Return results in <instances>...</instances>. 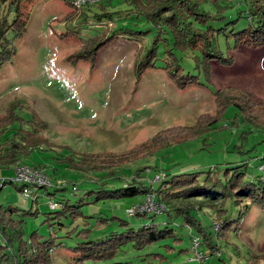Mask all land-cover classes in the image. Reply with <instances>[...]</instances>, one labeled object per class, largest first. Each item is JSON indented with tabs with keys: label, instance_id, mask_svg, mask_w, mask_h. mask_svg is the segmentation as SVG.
<instances>
[{
	"label": "rangeland",
	"instance_id": "374dc122",
	"mask_svg": "<svg viewBox=\"0 0 264 264\" xmlns=\"http://www.w3.org/2000/svg\"><path fill=\"white\" fill-rule=\"evenodd\" d=\"M28 1L26 31L16 40L13 33L9 34L15 54L0 66V119L15 110L26 122L34 120L40 130L34 138V153L13 168L0 171V180H13L30 171L34 180L38 178L35 172H42L45 185L51 184L41 190L43 186L37 181L30 182L31 187H25L33 191L30 199L19 192L21 184H8L0 191L1 206L41 212L39 217H27V237L36 230L49 237L44 213L57 208L51 201L65 198L72 204H86L91 201L86 195L88 191H97L102 184L122 187L139 170L142 172L137 180L155 187L158 177L164 174L212 170L221 176L228 164L246 165L243 171L248 181L263 174L260 168L264 165V47L236 48L234 24L227 26L240 11L246 10L245 1L240 4L234 0H191L204 13L225 15L226 20L212 26H227L220 50L230 59L221 63L212 60L205 82L203 71L194 65L195 54L176 52L183 72L197 76L202 84L184 90L176 86L165 70V51L172 47L171 35L162 24L147 22L126 1L113 0L111 4V0H102L79 9L74 7L73 0ZM145 5V11L162 9V16L169 12L166 2L148 0ZM104 12H115L113 21H98L96 15ZM247 24L243 19L235 31ZM124 27L147 33L119 36L103 46L94 58L81 56ZM157 39L160 41L156 68L149 69L138 80L135 67L144 61ZM77 54L80 58L76 59ZM235 105L243 115L232 108ZM19 128L15 124L5 132L0 145L13 139ZM166 130L174 132L170 143L152 153V141ZM113 171L122 180L113 179ZM204 179L205 176L201 182ZM56 187H67V191L57 198L43 194ZM35 197H40L38 203ZM146 200H104L86 205L83 218L67 230L54 233L62 237L67 231L76 232L71 238L58 239L61 245L53 253V264H96L77 261L73 249L87 237L96 240L122 231L120 220L134 227L146 224L148 220L144 218L130 217L134 206L145 212L164 211L154 200L143 207ZM189 204L196 209L191 211L195 219L211 235V245L199 237L196 229L176 219L170 225L176 239L141 251L128 245L113 260L101 264H264V205L251 204L250 200L239 206L231 200L211 204L203 199ZM248 205L250 209L238 226L234 224L225 230L223 219L228 215L232 222L237 221ZM167 217V213L160 214L157 221L166 223ZM64 222L68 224L67 220ZM82 230L89 232L81 234ZM194 241L199 242L197 255L192 247Z\"/></svg>",
	"mask_w": 264,
	"mask_h": 264
},
{
	"label": "trees",
	"instance_id": "16d2710c",
	"mask_svg": "<svg viewBox=\"0 0 264 264\" xmlns=\"http://www.w3.org/2000/svg\"><path fill=\"white\" fill-rule=\"evenodd\" d=\"M69 1L71 2V0ZM123 1L133 6L147 22L155 26L162 24L166 32L171 35L172 47L165 51V70L180 90L191 86H201L202 84L199 83L197 76L183 72L181 66L178 65L175 53L178 51L180 53L193 52L195 54L194 65L196 69L203 71L206 82L209 78L210 62L212 60L216 59L221 63L228 62L230 59H227L222 50H220V41L222 37H225L228 25L234 24V32L232 33L236 48L241 45L264 47V0H234V2L240 4H244L245 1L246 10L240 11L233 22L220 29L214 28L212 24L226 20L225 15L214 16L204 13L197 9L198 4L191 0H154L169 4L167 6L169 7V12L164 16L160 15L162 9L145 11V4L148 3V0ZM112 2L113 0H111V4ZM28 3V0H0V66L10 61L15 54V49L12 48V41L8 37L9 34L13 33V40H16L22 37L26 31L29 22ZM163 7L165 6L163 5ZM244 12H247L248 16H244ZM113 16H115V12H104L96 15V18L98 21L104 19L113 21ZM243 19L248 23L247 26L236 32L235 29L241 24ZM145 33L147 32L134 31L129 27L121 28L113 34L112 38L104 41L97 48L89 49V51L82 53L81 56L88 58L91 55V58H94L97 55L96 53L111 39L119 36ZM159 41L157 39L154 46L146 52L144 61L136 65L135 73L138 80H141L149 69L156 68ZM75 57L76 59L80 58V54ZM232 108H237L243 115L237 105ZM15 124H19L20 128L15 133L14 138L0 145V171L9 170L17 165L21 159L30 157L34 153L32 146L37 148L34 138H37V133H40V130L35 127V121L26 122L15 114V110L9 111L5 118L0 119V137ZM28 128H31V130H28ZM170 135H174V132L166 130L156 137L152 141V153L161 149L165 144L170 143ZM195 137H198V135H195ZM244 166L246 165L228 164L221 176H218L212 170L183 172L176 175L164 174L162 178L158 177L159 184L157 187L137 180L138 173L142 172L139 170L122 187L118 188L113 185L105 187L102 184L99 190L88 191L86 195L90 197L91 201L86 204H82V202L72 204L69 199L65 198H61L56 202L51 201L57 205V208L44 213V215H47L44 224L47 223L50 229L49 237L41 235L37 230L28 237L26 236L25 224L27 217H39L41 215L39 209L22 210L12 205H0V264H53V253L61 245H58V239L71 238L74 235L73 233L76 234V232L67 231L66 235L62 237L54 233L67 230L69 226L74 225L80 218H83V208L86 205H96L104 200L122 201L125 199H147L152 197L154 202L164 209V211H158V213H167L168 217L166 223H160L157 221V217L160 214L139 212L136 216L130 217L144 218L148 220L146 224L134 227L128 221L120 220V226L123 227L120 232H112L96 240H89L88 237L84 236L87 240H83L73 249L77 253V261L79 262L91 261L101 264L113 260L125 246L132 245L133 249L141 251L155 243L176 239L175 230L170 226L176 219H181L186 226L196 229L200 234L199 237L209 242L211 241V235H208L195 219L191 211L196 209H193L189 203L196 199H203V201L211 204L221 200L223 202L231 200L239 206L240 203L250 200L251 204L264 205V165L260 168L263 174L252 179V181L247 180V174L243 171ZM117 174V171L112 172L113 179L122 180ZM204 176L205 179L201 182L200 179ZM1 182L0 191L8 184H17L13 180L8 179L1 180ZM50 186L43 185L41 190ZM25 187H31V185L21 184L18 188L19 192H23ZM66 191L67 187H56L54 191L42 192L50 198H57L58 195ZM76 191L77 187L74 185L73 192L75 193ZM93 194H96V196L93 197ZM32 195L33 191L31 190ZM39 198L35 197L34 199L37 200ZM177 203H179V206ZM250 206L248 205L247 209L241 212L239 219L235 222H232L227 215L222 221V226L226 228L225 230L234 224L238 226ZM64 220H67L68 224ZM88 232V230H82L80 233Z\"/></svg>",
	"mask_w": 264,
	"mask_h": 264
},
{
	"label": "built area",
	"instance_id": "2783aa9c",
	"mask_svg": "<svg viewBox=\"0 0 264 264\" xmlns=\"http://www.w3.org/2000/svg\"><path fill=\"white\" fill-rule=\"evenodd\" d=\"M102 0H73V5L74 7L76 8H84V7H87V6H93V5H96L98 4L99 2H101ZM35 175L38 176L37 180H34V177H32L30 171H24L23 174L21 175H18L15 177V179H13V181L17 184H24V185H29L30 182L33 183L34 181H37V183L39 185H45L46 182H44V177H42V172H35ZM31 179V180H30ZM2 182L0 180V186H1ZM25 199H30V196H31V190L29 191V189H24L23 191V195H22ZM154 199L152 197H149L147 198V200L145 201V204H143V207L147 208L148 204L151 203V201H153ZM142 207H137V206H134L132 208V210L129 211V215L130 216H133L135 214H137L138 212H145L143 210H141ZM143 208V209H145ZM149 209V207H148ZM196 244H199V242H196L194 241V246L193 247V250L195 252V254H199L198 252V248H199V245H196Z\"/></svg>",
	"mask_w": 264,
	"mask_h": 264
}]
</instances>
